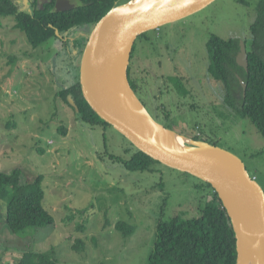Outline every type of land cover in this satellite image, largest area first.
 Masks as SVG:
<instances>
[{"label":"rangeland","instance_id":"obj_1","mask_svg":"<svg viewBox=\"0 0 264 264\" xmlns=\"http://www.w3.org/2000/svg\"><path fill=\"white\" fill-rule=\"evenodd\" d=\"M242 1L216 0L195 15L140 36L135 43L138 48L131 78L135 79V67L150 65L145 63L148 55L153 65L155 59L162 60L165 67L168 64L165 72L169 75L175 76L174 65L180 77L198 81L210 78L199 82L194 90L189 85L192 97L179 102L180 110L172 107L176 101L173 93L171 98L163 96V104L155 103L147 89L140 88L138 95L152 111L156 105L162 108L161 123L180 131L189 127L194 135L212 138L221 148L239 156L264 189V137L250 120L236 112L232 116L223 105V86L208 73L207 43L212 36L241 41L251 38L256 6L253 0ZM129 2L132 0L123 3ZM15 24V19L9 17L0 25V172L22 168L25 182H33L38 174L48 176L44 204L56 225L39 229L26 239L14 235L7 226L3 230L1 213L0 264L13 263L15 250L25 251L32 246L27 243H36L37 249L52 254L60 264H149L159 222L176 216H201V209L213 201L209 187L163 164H155L154 171L132 172L123 163L111 160L109 155L113 154L130 160L135 153L130 141L113 127L106 131L84 125L75 113V101L71 99V106L67 105L55 94L64 88L56 67L63 62L69 80L77 81L89 37L83 35L84 31L76 35L78 38L63 35L35 50ZM90 30L92 33L94 29ZM163 45H168L170 53L165 48L159 57L158 47ZM197 53L194 60L193 54ZM151 84L153 94L158 95L159 82L153 79ZM185 102L196 108L183 105ZM171 108L170 119L163 118L162 114ZM55 113L58 116L53 121ZM13 124L16 128L11 127ZM57 124L67 127L66 136L57 133ZM48 200L56 205L55 214ZM121 221L134 227V235L126 237L117 230ZM83 225L86 231L81 232ZM78 240L85 243L82 252L74 249Z\"/></svg>","mask_w":264,"mask_h":264},{"label":"trees","instance_id":"obj_2","mask_svg":"<svg viewBox=\"0 0 264 264\" xmlns=\"http://www.w3.org/2000/svg\"><path fill=\"white\" fill-rule=\"evenodd\" d=\"M58 1L48 0L47 3L40 6L39 1L34 0L28 9L29 6L23 7L14 0H0V25L2 26L3 19L14 18L15 28L24 33L31 46L37 50L52 39L64 38L63 35L76 36L78 34L79 37L81 31H84L89 37L90 29H95L96 25L114 7L124 2V0H71L73 4H77L75 8L58 12L56 10ZM240 2L244 3L242 0ZM253 3L256 9L255 19L251 25L252 35L250 40H245L249 53V69L240 66L237 62L241 48L239 38L224 40L218 36H212L207 43L210 61L208 73L212 79L223 86V105L231 111L232 116L236 112L242 119L250 120L264 137V0H253ZM72 58H75L74 55ZM64 60L68 59L61 61ZM66 66L62 62L61 66L56 67V75L64 87L55 93L56 98L70 106V100L73 99L77 106L74 107V110L80 122L86 126L102 127L107 131L112 126L101 119L83 95L80 72L79 75L76 73L77 81L72 83L69 80L70 76H68ZM73 68L75 69V67ZM240 78L247 84L246 92ZM178 91L186 96L191 94V91L187 93L182 88H178ZM190 107L196 108V105L191 104ZM53 116V121H56L58 113ZM170 117L171 111L168 113L167 119ZM57 126V133L66 136L67 127L63 124H57ZM195 126L203 132L198 124ZM11 127L16 128V124ZM171 130L194 140L219 146L212 138L208 140V138L199 137L200 135H194L190 128L186 129V132L173 128ZM129 143L135 150L130 160L125 161L114 154L109 155L110 159L123 163L125 169L132 172L154 171L156 170L154 169L155 164H161L139 151L131 142ZM43 150L40 152L45 151ZM48 180L49 177L45 174H38L33 182H25L24 170L19 167L13 169L11 173L0 172V214L4 212L3 221L5 222L3 230L7 226L14 235L27 239L39 229L56 225L53 214L44 204L45 185L49 190ZM200 181L209 187L213 201L201 209L202 214L199 217L185 219L176 216L170 221H160L149 264H237V238L231 218L212 185ZM52 204L49 201L54 213L56 205ZM79 230L83 232L86 231V228L83 225ZM117 230L126 237L134 235L136 232L134 227L122 221L117 224ZM27 244L32 246L25 251L15 250L16 257L11 264H60L52 254L37 249L36 243L34 245ZM84 247L83 240H78L74 249L82 252Z\"/></svg>","mask_w":264,"mask_h":264},{"label":"water","instance_id":"obj_3","mask_svg":"<svg viewBox=\"0 0 264 264\" xmlns=\"http://www.w3.org/2000/svg\"><path fill=\"white\" fill-rule=\"evenodd\" d=\"M14 1L29 5V0ZM215 1L153 0L150 3L132 0L118 4L90 35L81 59L80 83L93 110L139 151L169 168L211 184L236 233L237 264L249 263L248 254H252L249 248L254 249L252 259L256 264H264V189L243 159L219 146L188 137L186 147L182 148L153 138L151 128H156L160 134L170 131L151 116L128 76L132 51L141 35L195 15ZM74 7L71 0L56 3L58 12ZM237 62L249 69V53L244 41ZM240 80L246 92L247 84Z\"/></svg>","mask_w":264,"mask_h":264},{"label":"flooded vegetation","instance_id":"obj_4","mask_svg":"<svg viewBox=\"0 0 264 264\" xmlns=\"http://www.w3.org/2000/svg\"><path fill=\"white\" fill-rule=\"evenodd\" d=\"M39 1V5L41 6L42 4H45V3H47L48 2V0H38ZM34 2V0H29V5H27V6H29V8L28 9H30V7H31V5H32V3ZM72 2V1H71ZM73 3V2H72ZM17 4H19V5H22L23 7H25L26 5H24V3L23 4H21V3H18L17 2ZM75 6H77V4L75 3L74 4ZM26 6V7H27ZM75 8V7H74ZM23 9H25V8H23ZM83 35H85V36H87L86 35V33L85 34H83ZM89 38H90V36H89ZM89 38H88V40H87V43H88V41H89ZM242 42V41H241ZM245 42V41H244ZM87 43L85 44V47L87 46ZM137 43V42H136ZM148 43H149V41H148ZM246 43V42H245ZM78 43H77V46L75 45V47H77L78 48ZM168 46V45H167ZM166 45H163V46H161V47H158L159 49H160V51L157 53L158 54V56L160 57L163 53H164V51H165V48L168 50V53H170V49L167 47ZM85 47H84V50H85ZM137 46H136V44H135V46H134V49H133V53H132V58H131V62H130V66H129V71H128V76H129V80H130V83H131V85H132V88L134 89V91L136 92V94H137V96H138V98L140 99V97H139V95H138V93H140V88H142V89H147V91H149L150 92V97L155 101V103H158L159 101L163 104V96H170V98H171V96H172V94L171 93H173L174 94V96L176 97V101H175V106L174 105H172V107H176V108H178L179 107V102H184V101H186V100H188L189 99V96H191L193 93H191V94H188L187 96L186 95H183V94H181L179 91H178V88H182V89H185L186 90V92L188 93L189 91H191V90H189L188 89V87H189V85L191 84V88L194 90V86H198L199 85V82H201V81H204V79H205V77L204 78H202L200 81H198V80H196L195 78H191V79H189V78H187V77H180V76H178V74H179V71H177V69L176 68H174V65L172 66L171 65V67L176 71V74H175V76H173V75H169V74H167L166 72H165V70H167V66H168V64L166 65V67L164 66V64H163V61L162 60H158V59H155V61H154V65H153V62H152V60H151V55H148L147 57H149V59H147L146 60V58H145V63H149L150 65L147 67V66H145V65H143L142 66V64H141V62L140 61H138V63H140L141 64V66H140V68H138V67H135V69H134V76H135V79L134 80H132V78H131V74H132V65L131 64H133V61H134V55H135V53H136V51H137ZM156 48H154L153 50H155ZM84 50H83V52H84ZM240 50H241V48H240ZM77 49L75 48V50L73 51L74 53H72V55H75L77 52ZM81 52V51H80ZM82 54H84V53H82ZM156 54V53H155ZM156 54V55H157ZM170 55V57H171V54H169ZM83 55H81V57H82ZM199 56V53H197V54H193V58H194V60L197 58ZM238 57V56H237ZM172 58V57H171ZM81 60V59H80ZM143 67H147L148 69H145V70H143L142 68ZM159 70V71H158ZM155 80L156 82H159V86L157 87L158 89L160 88V93L157 95V94H155V95H157V97L153 94V85L151 84V81L152 80ZM210 78H206L205 80H206V82L209 80ZM214 80V79H213ZM215 81V80H214ZM146 92V91H145ZM180 95V97L181 98H179L178 97V95H177V93ZM169 94V95H168ZM141 100V99H140ZM158 101V102H157ZM170 101L171 102H174L173 100H171L170 99ZM197 101V100H196ZM141 102L146 106V108L148 109V111L150 112V114L151 115H153V117L159 122V123H161V120H160V110L162 109L161 107L159 108L157 105H156V110H151L150 109V106L149 107H147L148 105H146L142 100H141ZM151 104V108L153 109V102L152 103H150ZM183 105H185V106H189L190 107V105L189 104H187V102H185V103H182ZM179 109V108H178ZM172 110V108L170 109V111ZM180 110V109H179ZM170 111H167V112H165L164 114H162V117L163 118H165V119H167V115H168V113L170 112ZM185 123V122H184ZM161 124H163V123H161ZM166 128H169L168 126H166L165 124H163ZM195 125V124H194ZM186 126H188V125H185V127ZM186 129H189V127H186V128H184V129H181V132H186ZM180 131V130H179Z\"/></svg>","mask_w":264,"mask_h":264},{"label":"bare ground","instance_id":"obj_5","mask_svg":"<svg viewBox=\"0 0 264 264\" xmlns=\"http://www.w3.org/2000/svg\"><path fill=\"white\" fill-rule=\"evenodd\" d=\"M135 1H140V0H135ZM150 1V3L153 2V0H147ZM75 6V5H74ZM115 8V7H114ZM71 10V9H70ZM69 11V10H67ZM64 12V11H63ZM142 36V35H141ZM138 40V39H137ZM134 49V48H133ZM133 53V51H132ZM145 106V105H144ZM147 109V108H146ZM149 112V111H148ZM150 113V112H149ZM152 116V115H151ZM153 117V116H152ZM154 118V117H153ZM155 119V118H154ZM156 120V119H155ZM161 124V123H160ZM163 125V124H162ZM164 126V125H163ZM165 127V126H164ZM166 128V127H165ZM168 129V128H167ZM167 131L170 132H164L163 134H160L159 131L156 128H151L150 133L152 134V137L155 139H161V140H166V141H170L173 145H176L179 148L182 147H186L187 144V140L186 137H184L183 135H180L178 133H175L173 130L168 129ZM176 134H174L173 132ZM249 251L253 254L254 249L253 248H249ZM252 254H248V257L250 258V261L248 264H256V261L253 258Z\"/></svg>","mask_w":264,"mask_h":264},{"label":"clouds","instance_id":"obj_6","mask_svg":"<svg viewBox=\"0 0 264 264\" xmlns=\"http://www.w3.org/2000/svg\"><path fill=\"white\" fill-rule=\"evenodd\" d=\"M81 59H82V57H81ZM242 79V78H241ZM243 80V79H242ZM175 132V131H174ZM176 133V132H175ZM179 134V133H178ZM181 135V134H180ZM187 137V136H186ZM188 138H190V137H188ZM192 139V138H191ZM254 177V176H253Z\"/></svg>","mask_w":264,"mask_h":264}]
</instances>
